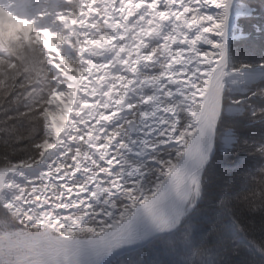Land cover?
I'll return each mask as SVG.
<instances>
[{
  "label": "snow or ice",
  "instance_id": "obj_1",
  "mask_svg": "<svg viewBox=\"0 0 264 264\" xmlns=\"http://www.w3.org/2000/svg\"><path fill=\"white\" fill-rule=\"evenodd\" d=\"M0 11V264H264V0Z\"/></svg>",
  "mask_w": 264,
  "mask_h": 264
},
{
  "label": "trees",
  "instance_id": "obj_2",
  "mask_svg": "<svg viewBox=\"0 0 264 264\" xmlns=\"http://www.w3.org/2000/svg\"><path fill=\"white\" fill-rule=\"evenodd\" d=\"M0 123H3V114L2 113H0ZM0 135H2V133H0ZM181 241H183V237H181ZM198 243H199V245H198ZM191 245L194 246V249L190 247L191 254H196L197 256L198 255L201 256L202 254H206L207 250L211 249L213 247V245H211L207 242L206 243L202 242V241L192 242ZM197 260H198V257H197Z\"/></svg>",
  "mask_w": 264,
  "mask_h": 264
},
{
  "label": "rangeland",
  "instance_id": "obj_3",
  "mask_svg": "<svg viewBox=\"0 0 264 264\" xmlns=\"http://www.w3.org/2000/svg\"><path fill=\"white\" fill-rule=\"evenodd\" d=\"M5 16H6V14L3 13L2 11H0V25H2V22H3V20L5 19ZM178 226H179V225H178ZM178 226H177V227H178ZM205 243H206V242H205ZM190 247L194 249V246L190 245ZM201 256H202V255H201ZM201 256H200V255L197 256V257H198V260L201 258Z\"/></svg>",
  "mask_w": 264,
  "mask_h": 264
},
{
  "label": "bare ground",
  "instance_id": "obj_4",
  "mask_svg": "<svg viewBox=\"0 0 264 264\" xmlns=\"http://www.w3.org/2000/svg\"><path fill=\"white\" fill-rule=\"evenodd\" d=\"M238 47H239V45H238ZM179 225V222H177L175 225H172V226H170L168 229H166V230H172V228H174V227H177ZM198 245H199V243H198ZM212 245V244H211ZM196 259H197V255L196 254H192ZM181 258H183V257H181Z\"/></svg>",
  "mask_w": 264,
  "mask_h": 264
}]
</instances>
